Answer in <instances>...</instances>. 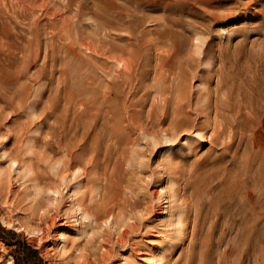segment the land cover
<instances>
[{
    "label": "rangeland",
    "instance_id": "obj_1",
    "mask_svg": "<svg viewBox=\"0 0 264 264\" xmlns=\"http://www.w3.org/2000/svg\"><path fill=\"white\" fill-rule=\"evenodd\" d=\"M39 1L45 6L41 5ZM60 1L28 0V4L26 0H18L12 8L9 0H0V22L4 21L2 27L0 26V45L8 44L11 47L9 50L13 52L6 60H4L5 55L1 53L0 63L3 61L9 63V68L12 67V70L9 68L8 70L13 73L15 66H18L24 59H28V73L19 80L25 82L27 87L31 85V88L34 87V89L35 84L38 85L37 89L40 87L39 77L32 78L30 75L33 73L37 76L36 74L44 65V76L48 82L43 102L40 97H36L39 89L38 91L31 89L33 95L31 98L35 102V107L32 110L30 106H26L27 103L20 106L25 101V95L21 96L18 92L14 94V98L8 105L0 100V165L7 170L0 176V178H5L4 185L0 187V245L2 246L0 249H3L0 251V257L11 255L14 264L15 257H17V264H75L74 261L79 260L81 253H87L88 264H146L147 258L152 253L156 255L161 252L160 245H163L162 262L164 264H182L183 262L186 264V254L189 252L195 253V264L201 263V260L202 264H217L218 257H222L226 261L224 264H264V0H252L247 8H243L245 0H240L239 6L235 9V15L222 18L220 21L210 20V22L207 20L210 23L206 21L205 35L208 41L206 50L212 55L215 65L219 66L222 63L226 65L228 79L235 83L232 87L234 100L241 99L242 106H244H241L240 109L235 107L231 113L229 112V114H235L245 128L236 132L228 148L223 146L224 144L220 141H202L200 137V142L192 143L190 142L192 141L191 137L194 138L195 133L190 137L183 134L176 141L161 139V142L154 146L146 137L143 138V135L140 136L139 133L137 135L138 131L126 129L123 123L117 129L110 130L107 127L102 149L103 151L108 149L110 158L107 157L106 169L105 165L101 168L102 174L106 171L107 180L111 185L106 195L112 202L115 197L118 204L119 202L120 204L124 202L125 205L129 203L126 207L134 215L130 221L134 219L137 223L129 230L125 242L123 240V243L114 245L116 247L113 246L110 255L106 256L103 254L105 250L102 248L106 243L104 227L96 226L90 217L85 219L81 225L77 224L74 227L73 223L76 217L73 216V212L68 211L69 197L66 193L67 190H64L66 188H63L64 185L60 186L61 192H63L59 195L57 202L53 204L47 201L48 197L53 196L50 192L42 191L41 194L45 195L44 198V195L41 196V194L35 196L31 188L33 184L46 188L61 183L60 166L56 164L57 169L53 168L54 171L50 167L55 160L62 158L59 155H63L60 144L63 142L64 136L63 118L66 116L68 117L66 119L70 120V117L79 112L78 110L83 108L81 101H88L89 109L99 107L97 106L99 103L96 98L93 99V96H100L104 86H110L111 83H115L117 87L118 85L123 86L121 79L125 78V73L122 75L121 66L119 68V65L112 59L110 61V55H118L122 52L121 50L134 48L141 44V56L137 55V57L140 69L144 72L140 79H131L130 86L128 85L126 88L127 95L131 99L142 94L143 91L132 94V90L138 87L139 81L144 89L152 88L154 81L152 80L153 72L150 70L155 66L159 52L162 53L166 47L161 44H150L148 40L157 36L155 29L159 25L158 18L162 11H151L148 7L141 10L142 25L134 31V34L140 37L137 40L131 39L132 34L128 29L119 25L111 26L109 21L116 20L112 15L103 14L101 18L95 15V2H99L98 4L106 8L107 12H112L111 10H115L114 8L118 6L119 0H73V2L66 0L67 3L66 1L63 3V0V2ZM246 2L247 0L244 3ZM20 9L21 11H19ZM226 11L228 10L223 8L218 10L220 13ZM41 12H44L42 15L44 18L41 16ZM26 17H29L28 19L31 21ZM38 18L39 20H37ZM185 18L187 17L185 16ZM54 20H57L55 21L57 26L52 22ZM50 22L52 23L50 24ZM35 28L36 30H34ZM62 28L63 30H61ZM182 29L188 33L192 30L188 25ZM182 29L178 28L181 31ZM116 33L120 35L124 33V35L120 36ZM149 35H151L150 39ZM180 38L181 36H179ZM34 40L36 41L35 45ZM62 40L64 42H61ZM128 41H130L129 44ZM185 43L183 52L187 57L192 53V45ZM127 45L130 47L127 48ZM35 47L37 50L34 49ZM21 48L22 53L19 52ZM99 48L104 51L108 50L109 53L100 54L99 52L98 56L96 49ZM33 50H35V55ZM219 54L223 55L224 61L219 59ZM208 60L211 59H206V61ZM108 66H111L112 69L111 67L109 69ZM201 67H204V64L200 65V69ZM147 70L149 72H145ZM114 72L117 73L115 76ZM13 78L14 76L8 80L14 85L4 92L6 96L8 93L20 89L21 82L16 83V80L14 82ZM198 80L197 77L190 80L194 91L202 87L199 84L198 87L196 86L197 83H200ZM215 81L216 77L212 79V85ZM244 83L250 89L249 99L245 95L243 87L238 88ZM152 97L153 95H150L148 105ZM85 98L88 99L85 100ZM30 99L28 100L30 101ZM30 111L32 114L34 111V115ZM253 112L256 115V121L252 125L249 117ZM191 117H195V114H192ZM204 118L206 117L202 116L200 120ZM168 122L167 120L164 127L168 126ZM33 124L38 125L35 128ZM250 125L252 127L249 129ZM31 128L32 130L38 128L39 132H33ZM209 130L211 131L209 128L206 134H210ZM29 131L33 134L30 132L29 135H26ZM18 132L22 133L16 134ZM127 135H135L136 138ZM30 137L35 139L34 147L30 150L23 149L25 147L22 148V145L25 146L26 140H30ZM18 138L19 140H16ZM125 138L128 140H124ZM138 138L141 148L137 143ZM197 138L198 136L195 139ZM174 141L176 144H172ZM189 142L192 144L186 146ZM129 147L135 148V151ZM138 147L143 155L136 153ZM181 148H186L187 151ZM130 149L133 150L131 154L134 156L129 153ZM134 152L136 156L138 155L137 157ZM10 154L17 156L21 163H25L23 164L25 167L30 164L33 174H26L22 177L14 169L15 165L9 167L7 157ZM136 159L143 162H135ZM114 161H119L115 164L117 167L114 165ZM143 163L146 164L145 167ZM175 167L177 168L175 169ZM7 173L11 174L10 178H6ZM162 173L165 175L163 184L170 190H177L180 199L172 201L168 207L161 204L162 211L158 216L156 210L161 206L159 197L151 192L159 186ZM31 178L34 182L30 180ZM48 181L53 184L50 185ZM0 182L2 181L0 180ZM127 196L128 198H126ZM181 197L185 203L196 204L195 206L199 209L197 213L193 205L190 214V217L193 218L196 212L198 217L197 239H192L190 231L176 232L175 217L178 205L185 206ZM50 217H52L51 220ZM21 224L29 226L30 229H22ZM62 227L65 228L63 233L67 237L65 246L62 245V240L54 239L60 236L62 232L59 230ZM191 228L192 222L190 221L188 230ZM77 229H79V234L74 232ZM156 231H162V236L153 237L152 234ZM111 237L116 238L115 231H112ZM195 242L199 246L192 249ZM30 247L36 249L38 254L34 253ZM100 256L102 258L105 256V258L102 260ZM104 260L105 262H103Z\"/></svg>",
    "mask_w": 264,
    "mask_h": 264
},
{
    "label": "bare ground",
    "instance_id": "obj_2",
    "mask_svg": "<svg viewBox=\"0 0 264 264\" xmlns=\"http://www.w3.org/2000/svg\"><path fill=\"white\" fill-rule=\"evenodd\" d=\"M20 1H23V0H20ZM43 1H45V0H43ZM63 1L62 2L65 3L66 0H63ZM67 1H66V3H67ZM112 1H114V0H112ZM9 2L13 8L14 4H17L18 0H9ZM72 2H73V0H72ZM244 2H243V6H244L243 8H247L248 4L252 3V0H247L246 3H244ZM26 3H28V0H26ZM26 3H24V4H26ZM39 3H40V1H39ZM98 3L99 2L94 3V5L96 7L95 8L96 9L95 15L98 18H101L103 16V14L112 15L116 20L115 21H109L108 20L110 25L111 26L115 25V27L119 25L120 27L128 29L129 33L132 34L131 39L134 38L137 40L140 39V37H137V35L134 34V31L138 28V26L140 27L142 25V20H141L142 17L140 16L141 10L144 7L145 8L148 7L149 10H151V11H154V10H161L162 11V14H159L160 16L158 15L159 16V18H158L159 25L155 29L157 36L155 38H152V39H150L151 35L148 36L150 39V40H148V43L155 44V45L161 44V45H164L166 47L164 49V51L162 50V53L158 51L160 54L159 55L157 54L158 55L157 62L155 63V66L152 67V69L150 70L153 72L152 80L154 81V83L152 85V88H148L145 86L146 88L144 89L141 86V83L139 81L140 84L138 83L137 84L138 87L134 88L132 90V94L134 95L138 91H140V92L143 91V92L139 97L130 99V97L127 95L128 94V91L126 89L127 86L128 85L130 86L132 78L140 79V77L142 76V73L144 72L143 70L140 69V63H139V59L137 57V55L141 56V50H142L140 48L141 44L136 45L134 48H129L130 46L127 45L128 47L127 46L126 47L129 49H124V51L121 50L122 52L119 53L118 55L111 56L109 54L110 55L109 56L110 61L112 59L113 62H115L119 65V68L121 66L122 75H123V73H125V78L123 80L120 77L121 82H123V86L120 87L118 85V87H117L115 83H111L110 86H104V88L102 89L103 93L100 96H93V99L96 98V101L99 103V105H97L99 107H97V108L92 107V109L91 108L89 109V107L87 105L88 101H85V102L81 101L80 103H81V105H83V108L81 110L79 109L78 110L79 112H77L72 117H70L69 118L70 120H67L66 118H68V117H66V116L63 118V120H64V123H63L64 136H63V142L60 143L62 145L63 155L62 156L59 155L62 158L60 160H55L54 161L55 163L52 161L53 162V164L51 165L52 168L50 167V169L53 170V168L57 169L55 166L56 164L58 166H60L59 171L61 170V172H60L61 173V175H60V177H61L60 182L61 183H59V185L47 186L46 188H42L39 185L33 184V186L31 185L32 186L31 189H33L32 193L35 196L36 195L40 196L42 191L43 192H50L53 196L48 197L47 201L50 204H53V203L57 202L59 195L62 194V192H63V191L61 192L60 186L64 185L63 188H66L64 190L65 191L67 190L66 193L69 197V200H68L69 206H67L68 211H71V213L73 212V216L76 217L75 218L76 220L73 223L74 227H76L77 224L81 225L85 221V219H87L89 217L96 224V226H100V228H101V226L104 227L103 231H105V233H106V241H105L106 243L104 246H102V248L105 250L104 253H103V251H102V253L106 256V255H110L114 245H118L123 240H124L123 242H125V237L128 234L129 230L135 226V223H137L136 220H134V219H133V221H130L132 218H134V215H132L130 210L126 207L127 205H129V203L125 205L124 202H122L121 204L119 202V204H118V201L116 200L117 198L115 199V197H113L114 202H112L111 200H108L107 195H106V193L109 192V188L111 187V185L107 180L108 176H106V171L103 172V174H102L101 168L103 167V165H105V163L107 161V157L110 158V154L108 152V149H106V150L104 149V151L102 149V142H104L103 140L105 137V132H106V130H108L107 127H109L110 130H113V129L119 128L121 123H123V124H125L126 129L138 131L137 135H138V133L140 134V136L143 135L144 136L143 138L146 137V139H148L149 142L151 141L154 144V146L156 144L160 143L161 139L164 141H172V140L176 141V139L181 137V135H183V134H187L188 135L187 137H190V136H193L192 135L193 133H195L196 136H198L197 139H199V140L195 139L196 136L194 138L191 137L192 141H190V142H192V143L193 142H200V138H201L202 141L203 140H206V141L208 140L209 142H216V141L219 142L220 141L222 144H224L223 146L228 148L230 146L232 140H233V137H235L236 132L242 131L245 128V126L242 125L241 120L237 119L235 114H229V112L231 113L233 108H235V107L240 109L241 106L243 105V103H242L241 99H239L237 101L234 100L232 87L235 85V83L231 82L230 79H228V76L226 74V65L224 63L220 64L219 66L215 65L212 55L210 54L209 51L206 50V48L208 47V41H207V38L205 35L206 30H207L206 21L207 20H209V21L212 20L214 22L220 21V19H222V18H226V17L233 15L235 13V9L240 4V0H119V2L117 3L118 6L114 8L115 10L112 9L111 10L112 12H107L106 8L100 6ZM20 4H22V3L20 2ZM43 4L44 3H42L41 5H43ZM57 4H58V2H57ZM75 4H76V2H75ZM37 6H38V4H37ZM44 6H45V4H44ZM222 8L225 10L227 9L228 11H226L224 13L218 12V10L222 9ZM260 8H261V6H260ZM19 11H21V9ZM41 13L40 14L42 16L44 14V12H41ZM50 13L52 15V11ZM55 13H56V11H55ZM61 13H62V11H61ZM48 14H49V12H48ZM59 14H60V12H59ZM32 16H33V14H32ZM56 16H58V14ZM185 16L187 18H185ZM42 17L44 18V16H42ZM39 18L37 20H39ZM196 18L198 21L195 20ZM45 19H48V18H45ZM59 19H62V18H59ZM28 20H30V19H28ZM16 21H17V19H16ZM25 21L27 22V20H25ZM55 21H57V20H54L52 22L55 23ZM68 21H70V20H68ZM3 22L4 21L0 22L1 27L3 25ZM52 22H50V24ZM210 22H208V23H210ZM55 25H56V23H55ZM65 25H66V23L64 24V26ZM185 25H188V27L189 26L191 27L192 30L190 33L185 32L182 29ZM36 26H37V24H36ZM64 26H62V27H64ZM107 26H109V25H107ZM50 27H52V26H50ZM94 28H95V25H94ZM178 28L182 29V31L178 30ZM64 29L66 31V27ZM101 29H102V26H101ZM188 29L190 30V28H188ZM0 30H1V28H0ZM34 30H36V28ZM61 30H63V28ZM95 30H97V29H95ZM51 31H52V29H51ZM100 33L103 34L102 32H100ZM53 34H54V32H53ZM116 34H119V33H116ZM121 35H124V33ZM179 36H181L180 39H179ZM148 37H147V39H148ZM127 39H129V38H127ZM19 40H21V39H19ZM35 40H37V39H35ZM35 40H34V45L36 43ZM145 41H147V40H145ZM1 42H2V40H1ZM44 42H45V40H44ZM58 42H59V40H58ZM61 42H64V41L62 40ZM185 42L192 45V49H191L192 53H190V55H188L187 57L184 56L185 53L183 52L184 51L183 45L186 44ZM49 43H50V38H49ZM82 43H84V42H82ZM127 43L129 44L130 41H128ZM10 48L11 47H9L8 44L0 45V54L3 53L5 55L4 60H6L7 57L13 53L11 50H9ZM93 48L91 49V47H90L91 50H93ZM34 49H36V47ZM21 50H22V48L19 49V52ZM33 51L32 52L35 55V50H33ZM96 51H97V54L99 52H100V54L109 53L108 50L104 51L103 49L100 50V48L96 49ZM90 52H92V51H90ZM21 53H22V51H21ZM21 53H18V54H21ZM63 53H65V52H63ZM153 53H154V51H153ZM51 55H53V54H51ZM98 56H99V54H98ZM109 57L107 55V58H109ZM61 58L63 59V56H61ZM204 59H205V61H203ZM206 59H211V60L206 61ZM219 59L224 61L222 54H219ZM202 61H203L204 67H201V69H200V65H203V64H201ZM18 64H19V62H18ZM28 64H29V60L24 59L22 62H20V64L18 66H15L16 68L13 71V73H10L8 70L9 63H5L4 61L2 63H0V100H2L4 103H6L5 105H8V103L14 98V94L16 92H18V94H20L21 96L25 95V97H24L25 101L22 102L20 104V106H24V104L27 103L28 105H26V106H28V107L30 106L31 110L35 107L34 99L31 98V96L33 97L31 89L36 90L37 89L36 87L38 85L36 86V84L34 83L35 84V89H34V87L31 88V85L27 87V84L25 82H21L19 80L20 78L27 75V73H28L27 65ZM111 66H108L109 69ZM11 68H9V69L12 70ZM119 68L117 67V70ZM111 69H112V67H111ZM105 70H107V69H105ZM85 71H86V69H85ZM101 71H103V70H101ZM110 71H112V70H110ZM145 72H149V70H147ZM115 74H117V73L114 72L113 75L115 76ZM36 75L37 76H35L33 73H31L30 77H32V78L33 77L34 78L39 77L40 83L39 82L38 83H39L40 87L38 88L39 91L37 89L38 92L36 93V91H35V93H36V97H40L42 102H43L45 99V93H46L47 88H48V82L44 76V65H42V68L39 70V72ZM13 76H14V78H13L14 82H15V80H16V83L21 82L20 89L16 90L15 92H12V93L10 92V93H8V96H6V93H4V92H7L8 89L11 88V85H14L11 82H8L9 78L13 77ZM246 76H247V74H246ZM255 76H258V75H255ZM73 77H74V75H73ZM196 77H197V79H199L198 81H200V83H197V85L196 84L195 85L198 87V84H199L200 86L202 85V87L198 88V90L194 91L193 85L191 84L190 80L192 78L195 79ZM214 77H216V81L212 85V83H213L212 79ZM13 80H12V82H13ZM26 81H27V79H26ZM86 81H87V79H86ZM89 81H91V80H89ZM193 84H194V82H193ZM241 87H243L244 93L247 96V98L249 99L250 89H249L248 85L246 83H244L241 86L239 85L238 88H241ZM26 89H27V91H26ZM195 89H197V88L195 87ZM33 93H34V91H33ZM124 94H126V95L124 96ZM150 95H153V97H152L150 104L148 105L147 102L150 99ZM34 98H35V95H34ZM122 98H123V100H122ZM28 99H30V101ZM87 99L88 98H85V100H87ZM244 103H246V102H244ZM77 104H78V102H77ZM147 105H148V107H147ZM242 107H244V106H242ZM94 109H95V111H94ZM211 109H212V111H211ZM258 109H259V107H258ZM89 110H91V112H89ZM244 111L246 112V109H244ZM211 113H213V114L211 115ZM31 114H32V112H31ZM192 114H195V117H191ZM20 115H21V112H20ZM32 115H34V111H33ZM27 116H28V113H27ZM202 116L206 117V118H204L203 120H200V118ZM167 120L169 121L168 126L164 127V124L166 123ZM249 120L252 122V125H253V123H255L256 115L254 112L249 117ZM33 125H35V128H36V125H38V124H33ZM252 125L249 126V129L252 127ZM32 128H31V131H33V132L38 130V128L33 129V130H32ZM209 128L211 129V131L209 130L210 134L209 133L206 134ZM31 131H29L28 134H26V135H29V133ZM37 132H39V131H37ZM21 133L18 132L16 134H21ZM24 133H26V132H24ZM131 133H133V131H131ZM116 136H117V134H116ZM127 136H131L133 138L135 137V135H127ZM16 137H18V135H16ZM19 137H20V135H19ZM22 138H24V137H22ZM22 138H20V139H22ZM16 140H19V138ZM124 140L127 141L128 139L125 138ZM26 141H27V143L25 141H23L26 143L25 146L22 145V148L25 147L23 149L30 150L32 147H34L33 141L35 142V139L31 138L30 140L27 139ZM138 141H139V138L137 140V143L139 144ZM175 141L172 144H174V143L176 144ZM190 142L187 143L186 146H190L192 144ZM137 143H135V144H137ZM147 144H144V145H147ZM182 144H183V142H182ZM255 144H257V143H255ZM133 146L136 147L137 145H133ZM139 146H140V144H139ZM123 147H125V145ZM180 147H182V146H180ZM129 148H133V147H129ZM140 148H141V146H140ZM140 148L138 147V148H136V150H138ZM193 148H196V147H193ZM133 149L135 151V148H133ZM181 149H186V148H181ZM56 150H59V149H56ZM130 150H129V153L131 154V152H133V150H131V151ZM140 150H138L136 153L139 154ZM189 150H190V148H189ZM143 151H144V149H143ZM185 151H187V149ZM146 152H147V150H146ZM136 153L134 152L135 156H136ZM30 154H32V153L30 152ZM141 155H143V154H141ZM183 155H184V153H183ZM189 155H187V156H189ZM131 156H134V155L131 154ZM102 157H104V158H102ZM7 159H8L9 167H11V166L13 167V165H15L14 169H16L18 174H21L22 177L26 174L27 175L30 173L33 174L32 173L33 168L30 166V164L29 165L26 164L27 167H25L23 165L25 163H21L20 159L17 156L10 154V155H8ZM49 159H47V161H49ZM137 161H140V160L136 159L135 162H137ZM140 162H143V161H140ZM117 163H119V161H114V165ZM106 165H107V163H106ZM106 165L104 166L105 169H106ZM143 165H144V167L146 166L145 163H143ZM115 166L117 167V165H115ZM140 167H142V166H140ZM176 168L177 167H175V169ZM177 170H174V171H177ZM140 171H141V169H140ZM3 172H7V170L5 168L3 169L2 166L0 165V176ZM10 176H11V174L7 173L6 178H10ZM164 177H165V175H164V173H162L160 176V179H159V184H158L159 186L154 191H152L151 193L158 195L160 205L165 204L168 207V206H170L172 201L180 199V195L178 194L177 190H175V189L170 190L165 186V184H163L164 183V180H163ZM0 180L2 181V182H0V187H1L4 185L5 178L1 177ZM30 180L32 182H34L32 178ZM228 180H230V179H228ZM43 181H45V180H43ZM42 182H41V184H42ZM115 182L117 183L116 180H115ZM48 183L50 184L49 181H48ZM232 183H233V181H232ZM51 184H53V183H51ZM186 184H188V183H186ZM124 186H126V185H124ZM192 186H194V185L192 184ZM125 189H127V187ZM131 190H133V189H131ZM42 195H44V194H41V196ZM64 196H66V195H64ZM44 198H45V195H44ZM126 198H128V196ZM182 198L183 197H181V200H182ZM34 199H36V198H34ZM131 200H133V199H131ZM181 200H180V202H181ZM182 201H184V199ZM184 203H185V201H184ZM179 204H181V203H179ZM193 205L195 206L196 204L185 203V206L178 205L179 207L177 208L178 210L176 212L175 225H177L176 232H178L180 230H183V232L190 231L192 239H197L196 236H197V228H198V224H197L198 223V217H197L196 212H195V215L193 218L190 217L191 209H192ZM45 209H46V207H45ZM198 210L199 209L195 206V211H197V213H198ZM161 211H162V205L159 206L158 210H156L158 216L161 213ZM71 216H72V214H71ZM143 216H145V215H143ZM144 218H146V217H144ZM42 219H43V217H42ZM51 219H52V217H50V220ZM53 220H54V218H53ZM190 221L192 222V228L190 230H188ZM93 222H92V224H93ZM20 226L22 229L24 228L25 230L30 229V228H28L29 226H25L23 224H21ZM218 228H219V226H218ZM59 231L62 233L60 234V236H57L54 239L55 240H57V239L62 240V245L65 246V243L67 241V237L63 233V231L65 232V228L62 227V228H60ZM112 231H115L116 238L111 237ZM74 232L75 233L77 232V234H79L78 233L79 229L75 230ZM180 234L182 235V232H180ZM152 235H153V237H160V236H162V231L161 232L160 231L153 232ZM230 242H232V241H230ZM183 246H184V244H183ZM195 246L197 248L199 245H196V242H195L192 249H194ZM115 247L116 246H114V248ZM160 247H162L160 249L161 252H159L156 255H153V253H152V255L149 258H147L146 264H164L162 262V260H163L162 251L164 250V247H163V245H160ZM62 248H64V247H62ZM1 250H3V249H0V251ZM214 250H216V249H214ZM228 251H230V250H228ZM248 251H250V250H248ZM194 254H195L194 252L193 253L189 252L186 254V264H195L196 258L194 256ZM105 256L103 258H105ZM103 258H102V256H100V259L103 260ZM86 259H87V253H81L79 255V260H76L74 262H75V264H88ZM103 262H105V260ZM224 262H226V261H224V259L222 257H218L217 264H224ZM0 264H14V259L11 255H7V256L2 255V257H0ZM198 264H202V260H201V263H198Z\"/></svg>",
    "mask_w": 264,
    "mask_h": 264
},
{
    "label": "trees",
    "instance_id": "obj_3",
    "mask_svg": "<svg viewBox=\"0 0 264 264\" xmlns=\"http://www.w3.org/2000/svg\"><path fill=\"white\" fill-rule=\"evenodd\" d=\"M30 249H31L34 253L38 254V252H37L36 249H34V248H32V247H30ZM14 257H15V256H14ZM15 264H17V257H15Z\"/></svg>",
    "mask_w": 264,
    "mask_h": 264
}]
</instances>
